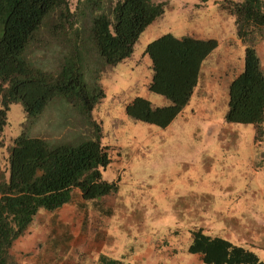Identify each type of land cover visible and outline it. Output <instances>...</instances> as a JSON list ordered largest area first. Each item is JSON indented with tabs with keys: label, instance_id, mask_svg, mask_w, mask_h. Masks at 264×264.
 <instances>
[{
	"label": "trees",
	"instance_id": "trees-1",
	"mask_svg": "<svg viewBox=\"0 0 264 264\" xmlns=\"http://www.w3.org/2000/svg\"><path fill=\"white\" fill-rule=\"evenodd\" d=\"M90 1L77 0L72 7L70 0H0V134L12 102H21L25 115L31 117L62 93L71 106L90 116L93 103L104 94L89 63H85V77H91V91L83 87L76 72L61 77L55 67L39 65V48L52 46L59 61L73 41L79 53L87 51L102 66H113L132 54L140 33L167 5V0H111L108 17L86 14V18L81 10ZM215 2L233 15L237 38L245 45L243 69L228 84L225 119L253 123L260 138L264 133V70L255 45L264 37V0ZM217 44L214 37L178 36L169 31L149 41L144 48L152 69L148 89L169 102L156 105L136 95L126 103V113L166 126L190 99L201 64ZM92 122L89 133L80 128L78 137L68 141L25 131L13 139L7 179L0 170V240H16L24 234L40 207L56 210L66 202L84 210L80 233L75 235L67 222L53 220L45 240H101L105 236L101 229L107 225L97 220L112 213L110 194L118 182L102 176L111 156L109 146L102 143L100 123ZM189 232L190 240H229L210 235L202 227ZM14 242L0 241V264H86L93 241H44L43 249L24 261L11 253ZM102 244L91 264H124L103 254ZM187 252L199 255L201 264H264L254 251L231 241H190Z\"/></svg>",
	"mask_w": 264,
	"mask_h": 264
},
{
	"label": "rangeland",
	"instance_id": "rangeland-1",
	"mask_svg": "<svg viewBox=\"0 0 264 264\" xmlns=\"http://www.w3.org/2000/svg\"><path fill=\"white\" fill-rule=\"evenodd\" d=\"M76 1L70 0L72 7ZM110 7L111 0H91L81 14L86 18V14L108 17ZM233 19L215 0H167L164 12L140 33L132 54L109 67L102 66L87 51L79 53L73 41L59 61L52 46L39 48V65L55 67L61 77L74 71L83 87L91 91V77H85V63H89L104 94L90 108L91 117L71 106L62 93L31 117L25 115L21 102H12L0 134V170H4L6 179L9 146L23 131L68 141L78 137L80 128L84 134L89 133L95 121L101 125V140L109 146L111 156L102 176L118 182L117 190L110 194L112 199L107 198L111 199L112 213L97 221L104 226L117 224L119 232L111 237L113 230L101 227V232L105 231L103 240H131L149 227L155 236L169 233L168 237L175 239L173 235L178 232L187 236L189 229L202 225L204 213L200 208L220 209L227 226L245 232L251 240H264L259 237L264 232V133L257 138L253 123L225 119L228 84L244 66L245 45L237 38ZM168 31L178 36L214 37L218 44L204 61L188 102L168 125L159 126L129 116L125 105L136 95L156 105L168 102L162 94L148 89L152 69L144 53L149 41ZM255 48L262 62L264 37ZM30 57L34 58L32 51ZM135 208L139 210L134 212L146 217L144 226L134 212L130 214L129 210ZM84 216V210L72 202L56 210L40 207L16 240H45L53 220L67 222L77 235ZM101 242L89 245L86 264L94 261ZM43 243L15 241L11 251L24 261L35 257ZM109 243L124 249L132 241H103ZM252 243L261 259L264 241Z\"/></svg>",
	"mask_w": 264,
	"mask_h": 264
},
{
	"label": "crops",
	"instance_id": "crops-1",
	"mask_svg": "<svg viewBox=\"0 0 264 264\" xmlns=\"http://www.w3.org/2000/svg\"><path fill=\"white\" fill-rule=\"evenodd\" d=\"M208 55L205 57V59L201 64L199 76L202 71L203 63L207 59ZM261 65L264 70V58L262 59ZM150 67H151V63H150ZM113 180L114 179L110 181ZM124 202L126 203L125 200ZM200 209L203 210L202 212L204 213V217L202 220L203 222L202 225L200 226L203 228V230L206 233L210 235H219L229 240H251L249 237H247L248 235L245 232L243 234L241 232H237L234 226L232 225L227 226V224L222 220L223 216H221L220 214V209H213L211 211L205 208H200ZM135 210L137 211L139 209L135 208L132 209L131 211L129 210L130 214L133 213ZM133 215H135L136 218L140 219L142 226H144V223H146L144 222V220L146 221V217L144 218L142 213L140 214L137 212H134ZM109 218L108 220L110 221ZM134 220L136 219H133L132 221L133 224H134ZM107 226L110 230H113V233L110 234L111 237H113V235H117V232H119L117 231V229H119L118 228L119 225L109 222ZM151 228L152 227H149V230L144 231L138 235H135L134 239L131 240H183V239L190 240V234L186 236L180 232L173 235L176 237L175 239L173 237L169 238L168 237L169 233L164 234L162 236H155L154 233L151 232L152 231ZM181 236H184L183 239ZM259 237L264 238V232ZM189 242L190 241H132V243H128V245L124 249H118L114 244L109 243L107 245L103 244L101 252L110 257L122 260L124 264H201L199 260V255L190 254L187 252V247L189 245ZM231 242L240 245L242 241H231ZM242 245H245L243 247L254 251L253 246L255 244H253L252 241H243V243L240 246ZM262 252L263 254L261 259L264 261V250H262Z\"/></svg>",
	"mask_w": 264,
	"mask_h": 264
}]
</instances>
